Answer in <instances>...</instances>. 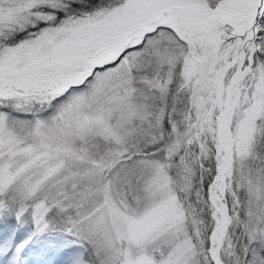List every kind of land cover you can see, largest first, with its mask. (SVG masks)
<instances>
[{"label":"snow or ice","instance_id":"snow-or-ice-1","mask_svg":"<svg viewBox=\"0 0 264 264\" xmlns=\"http://www.w3.org/2000/svg\"><path fill=\"white\" fill-rule=\"evenodd\" d=\"M0 264H264V0H0Z\"/></svg>","mask_w":264,"mask_h":264}]
</instances>
